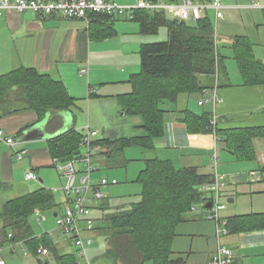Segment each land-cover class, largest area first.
Listing matches in <instances>:
<instances>
[{
    "label": "crops",
    "instance_id": "0c3cea01",
    "mask_svg": "<svg viewBox=\"0 0 264 264\" xmlns=\"http://www.w3.org/2000/svg\"><path fill=\"white\" fill-rule=\"evenodd\" d=\"M106 1L123 5L134 2V0ZM230 2L231 4L223 2L225 10H261L235 8L250 3L247 0ZM104 22L106 26L114 27L116 34L100 38L92 34L90 20L84 19L16 11H9L0 16V76L22 67L31 68L61 81L74 100V104L68 110H52L42 118L35 111L19 107L21 103L14 95L0 103V130L6 136L15 139L11 146L0 142L2 207L11 199L39 188H46L54 193L61 207L59 209H62L65 178L56 168L49 144L65 132L76 129L84 134L83 128L88 124L98 129L100 136L98 140L114 141L146 135L142 129L143 119L127 117L119 96L131 92L129 79L131 75L141 70L140 49L143 44L151 41L147 38L150 36L141 34L136 22L126 23L127 19L121 17L106 19ZM253 46L255 56L264 62V49L259 51L257 45ZM228 50L232 52L231 43L223 47L222 53ZM224 56L226 57V54ZM225 64L228 73L221 79L223 84L219 83L218 92L223 102L217 104L215 109L217 125L222 119L224 128L264 126V86H245L242 75L239 77L236 72L231 74L226 62ZM85 69L87 72L82 73ZM212 86L213 84L208 86L209 89ZM185 97L179 98L176 105L172 103L173 105L166 108L168 110L166 118L167 115L172 117L166 120L165 135L154 141L153 151L141 153L143 163L154 156L165 159L162 154L167 155L169 149H172L179 153L178 156L181 155V158L185 157L188 160L185 166L175 164L176 167H196L201 174H213L212 157L217 154V172L222 176L224 183L222 198L226 192L228 193L226 199H233V203H230L232 206L221 212L222 220L264 213V138L254 141L257 160L236 161L228 152L224 141L216 135L188 133L186 125L180 121L181 116L178 112L179 109L188 108ZM198 97L197 104L203 112L206 106H200L199 101L207 99L209 95L203 92ZM129 149L126 150L123 159L117 158L114 162L105 155L97 154L94 159L98 168L97 174L102 171L101 165L106 167L105 173H109L107 170L127 168L131 162L126 155ZM19 153L22 155L21 159ZM28 171L34 172L39 182L26 181L25 173ZM243 198H251V210L254 212H245L243 208L239 210ZM102 202L111 207L109 200L104 199ZM196 208L197 212H189V220L177 227V234L185 238L189 252L174 251L176 256L186 253L184 256L186 264H188L186 256L189 257V264H208L219 245H223L234 251L235 259L232 264H264V230L223 234L217 238L214 220L207 219L199 205ZM253 209L261 212H255ZM98 212L101 216L107 214L102 210ZM182 228H187L185 233H182ZM57 232L59 234L57 240L54 232L39 234H46L48 240L52 242L50 257L41 256L38 249L34 257L40 263H47L50 258L58 261L59 256L66 254H74L77 257V248L75 247L74 252L69 249L73 248L72 241L59 230ZM94 236L95 241L98 238L108 247L106 237L99 230L95 231ZM77 261L81 264L78 257Z\"/></svg>",
    "mask_w": 264,
    "mask_h": 264
},
{
    "label": "trees",
    "instance_id": "16d2710c",
    "mask_svg": "<svg viewBox=\"0 0 264 264\" xmlns=\"http://www.w3.org/2000/svg\"><path fill=\"white\" fill-rule=\"evenodd\" d=\"M114 17L117 16L89 14L92 34L100 38L113 35L115 28L106 26L104 21ZM131 20L145 36H154L165 28L168 38L141 46V70L129 79L131 92L119 96L125 115L143 119L142 129L146 135L94 142L99 147L97 154L113 162L123 159L126 150L134 146L142 151L155 149L154 141L165 135L168 112L163 108L165 101L176 105L181 95L203 94L209 89L204 77L214 79V88L217 73L219 89L221 79L228 73L226 57L218 44L220 38L209 15L184 22L169 18L163 11L138 10ZM230 43L244 85L264 86V62L255 56L250 38L238 35ZM12 95L21 103L19 107L35 111L40 118L52 110H68L74 104L61 81L31 68L22 67L0 76V103ZM178 112L189 134H215L224 141L236 161L257 160L254 141L264 138V126L219 128L217 120L211 123L213 112L197 113L189 108ZM83 136L82 132L71 129L56 137L49 144L51 155L63 163L73 159L80 152ZM212 181L213 174H201L196 167L179 168L171 160L157 156L144 160V168L135 181L142 186L140 201L127 209L107 207L105 202L96 207V211L107 212L97 218L96 227L107 239L106 253L111 251L126 264H186L185 257L176 256L173 251L177 227L189 220L194 205L209 199L210 194L204 188ZM59 207L54 193L46 188L9 200L0 211V245L24 242L33 255L41 246L51 249L52 242L46 234L37 239L32 219L37 211L56 214L60 212ZM226 227L229 234L264 230V213L229 218ZM58 261L59 264H79L74 254L61 255Z\"/></svg>",
    "mask_w": 264,
    "mask_h": 264
},
{
    "label": "built area",
    "instance_id": "2783aa9c",
    "mask_svg": "<svg viewBox=\"0 0 264 264\" xmlns=\"http://www.w3.org/2000/svg\"><path fill=\"white\" fill-rule=\"evenodd\" d=\"M235 8H250L264 10V0H253L250 3ZM226 6L223 0H213L206 2L203 0H178L169 2L167 0H134L133 4H119L106 0H1L0 16L9 11L19 13L32 12L38 15L52 16L58 15L63 18H75L89 20V14L114 15L127 19H133L134 13L138 10H146L154 13L155 11H163L171 19L179 21L200 20L208 15L209 11H213L216 21L224 18V10ZM87 70H82L86 73ZM218 73L216 74V82L214 88L204 91L209 95V99L203 98L199 101L200 106H204L207 102H211L213 106L212 124L216 122L215 109L217 104L223 102L218 92ZM207 100V101H206ZM215 135V134H214ZM99 132L87 128L84 133L79 154L73 159L63 163L57 159L54 160L57 170L65 178L63 187V203L62 212H57V224L60 232L67 236L77 248V257L80 262L92 264L88 255V248L94 245V233L97 227V217L95 215L96 207L104 200L101 190L110 185H116L115 179L102 178L100 182L94 181V174L98 171L95 166L94 159L98 153L99 147L94 142L98 140ZM0 142L7 145H13L15 139L0 130ZM19 158L22 155L18 154ZM218 156L213 155V173L214 181L210 185L205 186L204 190L210 194L206 201L198 204L201 212L209 220L217 223L218 238L221 235L229 234L227 229V221L220 218V213L226 209L225 203L222 202V187L224 185L222 177L217 172ZM25 180L29 182H39L38 176L28 171L25 173ZM208 201H212V207L206 208ZM197 205H194L190 212H197ZM42 212L37 211L35 217H40ZM11 237V235H9ZM42 235L36 236L41 239ZM16 243H10L11 250H14ZM51 250L49 247H40L39 254L43 257L49 256ZM235 254L232 249L219 245L217 251L212 255L208 264H232ZM0 264H7L0 250Z\"/></svg>",
    "mask_w": 264,
    "mask_h": 264
},
{
    "label": "rangeland",
    "instance_id": "374dc122",
    "mask_svg": "<svg viewBox=\"0 0 264 264\" xmlns=\"http://www.w3.org/2000/svg\"><path fill=\"white\" fill-rule=\"evenodd\" d=\"M224 3L226 4H231L230 0H223ZM134 3V2H133ZM131 3V4H133ZM209 17L214 25V29H215V33L216 35H218V38H220V40H218V44L219 46L223 49V47L227 46L230 44V41L233 37L238 36V35H243V36H247L250 38L251 42L254 45H257L259 48V51H261L262 49H264V15H263V11L258 10V11H236V10H225V19L220 20L219 22L216 21L215 19V15L213 11H209ZM123 18V17H122ZM127 19V18H124ZM130 19H127L126 23H135L134 21H129ZM131 28H133V25L130 24ZM149 38L152 42L153 41H165L168 38V32L167 29L163 28L159 31L158 34L154 35V36H150L147 37ZM150 41V42H151ZM255 47V46H254ZM226 48H224L225 50ZM223 54H226V63L228 66V70H230V73L233 74V72H236L237 75H241L238 64L234 58V54L233 51L231 52L230 50H228L227 52L224 51ZM205 79V85L207 86H211L214 83V79L212 77H204ZM220 83L223 84V81H221ZM223 88V87H222ZM202 95V94H199ZM186 96L185 97V101H187L188 103V108L191 111L197 112V113H201V111L203 110L201 107L198 106L197 101H198V95L197 94H193V95H181V97ZM180 97V99H181ZM209 99V97L207 98V100ZM206 100V101H207ZM171 105H173L170 102L165 101L163 108H168ZM206 107H204V110L206 111H210L212 113L213 110V106L211 102H207L205 104ZM211 109V110H210ZM260 114V112H259ZM80 116H82V114H80ZM127 117H131V116H127ZM172 116L167 115V118L165 117V120L170 119ZM166 124V122H165ZM219 128H224V122L222 119L219 120ZM90 128L92 130H96L98 131V129H96L94 126H90L88 124H86L84 126V133H86L87 128ZM100 137V136H99ZM98 137V138H99ZM143 152H147L148 151H142L139 147L134 146L132 148H130L126 155L127 158L131 160L130 164L128 165L127 168H118L115 170H107V172L109 173H105V166L101 165L100 168L102 169L101 172H99L97 174H94L93 178L94 181L96 183L100 182V180L102 178H106V176L109 177V179H115L117 180L118 184L116 185H110L108 187H105L101 190L104 199L109 200L111 207H124L125 209H127L126 207H129L132 203H136L138 201H140L141 198V193H142V186L135 182L136 178L140 172V170H142L144 168V163L142 161V154ZM179 153L173 151L172 149H169V152L167 155L162 154V156H164L165 159L170 158L173 161H175L177 166H185V164H188V160L184 157L181 158L180 156H178ZM171 156V157H168ZM121 159V158H119ZM168 159V160H170ZM171 160V161H172ZM172 161V162H173ZM182 164H181V163ZM212 162H213V157H212ZM189 166H191L189 164ZM104 169V170H103ZM208 170V169H205ZM208 172V171H207ZM101 173V174H100ZM212 173H215V169H212ZM101 175V176H100ZM221 176V175H220ZM222 177V176H221ZM56 194V192H55ZM228 193H224V198H222V202L225 203L226 207H230L232 206L230 203H228V199H226V195ZM264 196V195H263ZM243 202L240 206L241 210L243 208V210L245 212H254L252 211V202H251V198H243ZM56 202H58L56 200ZM105 204V203H104ZM2 205L3 203H1L0 205V211L2 210ZM255 212H261V211H256ZM60 212H62V209H60ZM98 211L95 212L96 217L99 219V217L101 216L99 214ZM98 214V216H97ZM220 218H221V213H220ZM215 222V221H214ZM99 224H101L99 222ZM102 224H104L102 222ZM32 226L34 229V232L36 235L42 234V233H53L55 239L57 240L59 237V234L57 232L58 229V224H57V218L55 216V214L53 212H42V214L40 215V217H34L32 219ZM215 227H216V237L218 238V233H217V223L215 222ZM183 230L182 233H185L187 228H182ZM60 231V230H59ZM65 236V235H64ZM178 236V237H177ZM177 238H174L173 241V251L175 252H189V247L187 246V242L185 240V238H181L179 237V234H177ZM67 237V236H66ZM68 238V237H67ZM95 238V236H94ZM69 239V238H68ZM176 241V243H175ZM71 244L73 245V248H69L72 250V252L75 251V245L74 243L71 242ZM106 248V249H105ZM69 249H67V251H69ZM92 249V251H91ZM0 250H2V256L3 258L6 260L7 264H59V261H57L56 259L50 258L48 260L47 263H40L38 261V259H36L28 249L26 244H24V242H20L18 244H16V247L14 250H11L10 247V242L9 243H4L2 245H0ZM88 255L89 257L92 255L94 256V258L92 259V264H126L124 261H122V259H120L119 257H117L115 254H112V252L110 251L109 253H106V250L108 251V247L107 245L104 246L103 241L99 240L98 238L96 239L94 245L90 248H88ZM91 251V252H90ZM94 251V252H93ZM234 252V251H233ZM63 254V253H62ZM77 254V251H76ZM91 254V255H90ZM180 254V253H178ZM183 255L181 256H185L186 253H182ZM51 255V254H50ZM49 255V257H50ZM186 259H188V264H189V257L186 256ZM81 264H85L84 261L81 262ZM145 264H153L152 262H147Z\"/></svg>",
    "mask_w": 264,
    "mask_h": 264
},
{
    "label": "water",
    "instance_id": "95a60500",
    "mask_svg": "<svg viewBox=\"0 0 264 264\" xmlns=\"http://www.w3.org/2000/svg\"><path fill=\"white\" fill-rule=\"evenodd\" d=\"M228 203H233V199H229ZM212 207V201H208L206 204V208L210 209ZM55 216H57V213L55 214Z\"/></svg>",
    "mask_w": 264,
    "mask_h": 264
}]
</instances>
